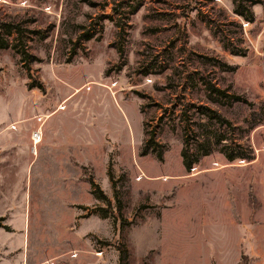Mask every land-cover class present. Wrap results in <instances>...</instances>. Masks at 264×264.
Instances as JSON below:
<instances>
[{"label":"rangeland","instance_id":"rangeland-1","mask_svg":"<svg viewBox=\"0 0 264 264\" xmlns=\"http://www.w3.org/2000/svg\"><path fill=\"white\" fill-rule=\"evenodd\" d=\"M0 40V264H235L264 222V0H0Z\"/></svg>","mask_w":264,"mask_h":264},{"label":"trees","instance_id":"trees-1","mask_svg":"<svg viewBox=\"0 0 264 264\" xmlns=\"http://www.w3.org/2000/svg\"><path fill=\"white\" fill-rule=\"evenodd\" d=\"M252 1V0H251ZM240 7H243V9H240ZM234 12L238 15H241L243 16L246 20H249V21H254L255 20V17H254V12L253 10L251 9L250 6H243V5H236V8L234 10ZM6 28H7V31L9 32L11 29H15V30H18V32H20V29H17L18 26L16 25H10V24H5ZM90 38V37H89ZM88 38V39H89ZM227 38V41H230L231 39L229 37H226ZM7 45V41L5 40H0V47H5ZM224 46L226 48H229L233 53H237V54H242L240 53L239 50H236L234 49L233 47H230L231 45H228L226 43V41H224ZM29 58V55L28 53L25 51V53L23 54V57H21V59H23V62H29L27 61ZM40 86L42 87V85L40 84ZM208 89L210 90V92H218L219 94H222V95H225V96H228L226 91L224 89H219L217 88L214 84H210ZM235 98L240 101L241 100V97L238 96V95H234ZM215 114H217V118L221 121V122H230L228 121L227 119H225L220 113H217L215 111ZM145 125V124H144ZM186 142V141H185ZM187 145L185 143V147L183 148V151H182V154H183V158H184V163L185 165L187 166V168L189 170H192V168L194 167V164L195 163H198L200 160H201V157L204 156V155H207L210 153V149L209 148H206V149H203L201 150V152H198L196 154L192 153V154H189V152L187 151ZM155 151L156 149L154 148H145L144 147V150H143V153L146 154L148 153L149 151ZM163 151L164 150H160L158 152V155L163 158ZM227 156L230 160H233L235 159L236 157H242V158H245V159H253L255 157V154H249V153H241V154H232V153H227ZM94 185V183H93ZM99 196L101 198H105L106 196L104 195V193L102 191H100V194ZM1 219V217H0ZM119 250H120V264H128V259H129V249L127 247L126 244H119ZM241 264V263H240Z\"/></svg>","mask_w":264,"mask_h":264},{"label":"crops","instance_id":"crops-1","mask_svg":"<svg viewBox=\"0 0 264 264\" xmlns=\"http://www.w3.org/2000/svg\"><path fill=\"white\" fill-rule=\"evenodd\" d=\"M255 157H256V155H255ZM253 159H250V160L247 159L248 162H246V161L245 162L250 163V162L255 161ZM226 165H221V166L225 167ZM231 165H242V164H231ZM263 186H264V184H263ZM251 191L255 192V195H256L255 188L253 189L252 185H250V188L247 189L248 194L247 195L245 194V197H243V198L238 197L239 198L238 199V205L241 206L242 208L245 207L247 209L245 212V215H243L242 210L239 213V215L240 216L243 215L244 218L247 215H249V217L251 218L253 213H254L253 208L250 207V204L248 203L250 200V197H251L250 196ZM262 192L264 195V189H262ZM240 199L244 203H241ZM244 211H245V209H244ZM94 213H96L99 216L104 217V218L107 217V215L100 213L98 210H96V212H94ZM240 220H242V219H240ZM232 221L236 222L235 219H233ZM248 225H249V227H248ZM248 225H246V227H245L246 235H244V237H242V239L239 242V244H241L242 246L239 248L240 251H239L237 260H235V264L241 263V261H242L241 259H242L244 254L248 255V257H249V259L246 261V264H264V222L261 221L260 219H257L255 224L252 225L251 223H249ZM128 249H129V247H128ZM258 255H260V257L263 259L262 260H255ZM129 256H130V249H129ZM107 262H108V260H99V264H107ZM116 263L120 264V260H117Z\"/></svg>","mask_w":264,"mask_h":264},{"label":"built area","instance_id":"built-area-1","mask_svg":"<svg viewBox=\"0 0 264 264\" xmlns=\"http://www.w3.org/2000/svg\"><path fill=\"white\" fill-rule=\"evenodd\" d=\"M38 121H41V123H42L41 117L38 118ZM31 135H32L34 143L38 142L42 137V132H41L40 126L38 128L33 129Z\"/></svg>","mask_w":264,"mask_h":264},{"label":"bare ground","instance_id":"bare-ground-1","mask_svg":"<svg viewBox=\"0 0 264 264\" xmlns=\"http://www.w3.org/2000/svg\"><path fill=\"white\" fill-rule=\"evenodd\" d=\"M35 147V146H34ZM35 150V149H34Z\"/></svg>","mask_w":264,"mask_h":264}]
</instances>
